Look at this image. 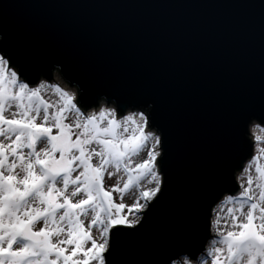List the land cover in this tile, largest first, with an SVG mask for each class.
Listing matches in <instances>:
<instances>
[{
	"label": "snow or ice",
	"instance_id": "6c2138e0",
	"mask_svg": "<svg viewBox=\"0 0 264 264\" xmlns=\"http://www.w3.org/2000/svg\"><path fill=\"white\" fill-rule=\"evenodd\" d=\"M5 21L0 16V264H123L120 253L129 234L116 228L109 244V231L138 223L126 219L123 209L151 210L155 204L149 201L165 197V159L171 155L179 162L190 151L185 136L189 101L182 87L163 73L155 72L141 82L127 71L84 68L78 71L80 103L77 93L50 84L59 96L52 103L42 95L44 81L31 85L36 72H45L37 69L54 58L53 51H39L23 42ZM84 55L95 62L98 54ZM66 62L74 66L72 60ZM101 81L114 89L118 100L150 104L152 110L130 112L119 119L117 114L123 112L119 105L89 110ZM208 101L211 110L225 118V130L216 137L211 173L187 208L181 228L157 247L159 264H174V257L180 256L184 259L177 264H203L200 257L210 259V264H264V164L260 163L264 149L248 157L242 169L246 186L242 181L238 195L226 197L235 203L228 209L230 222L211 220L214 237H209L207 223L200 235L196 211L199 199H218L214 185L227 182L229 157L243 147L231 129L250 121L254 127L259 126L256 121L264 123V74L258 94L225 99L209 85ZM169 137L174 144L171 153ZM145 148L146 158L134 163L131 157ZM109 168L126 173L123 187H105V175H113ZM142 178L154 184L141 191L139 199L144 202L123 203V193L132 185L139 187ZM220 191L236 190L233 185ZM114 193L120 194L121 202H116ZM89 213L86 223L83 217ZM94 228L98 235L93 234ZM209 239L206 246L204 241ZM106 251L107 257L102 255Z\"/></svg>",
	"mask_w": 264,
	"mask_h": 264
},
{
	"label": "water",
	"instance_id": "95a60500",
	"mask_svg": "<svg viewBox=\"0 0 264 264\" xmlns=\"http://www.w3.org/2000/svg\"><path fill=\"white\" fill-rule=\"evenodd\" d=\"M0 16L23 42L39 51H53L54 58L39 65L37 70L45 72L34 74V84L41 77L50 80V73L57 69L66 83L77 88V103L78 71L84 68L127 71L141 82L159 72L182 87L191 113L185 129L188 155L179 162L171 155L165 159L162 186L166 195L159 202H149L155 207L142 212L139 224L118 225L109 231V244L116 228L129 234L120 253L123 264H159L157 247L181 228L187 208L211 173L216 137L225 130L223 115L211 110L209 85L225 99L259 93L264 74V0H0ZM86 52L97 53L96 61L90 62ZM69 59L74 66L66 62ZM95 93L90 109L104 100L123 107L121 115L152 110L150 104L118 100L104 81ZM251 123L231 129L243 147L229 157L227 182L214 185L218 199L197 201L201 236L205 224L210 227L213 206L222 196L239 191L234 175L252 154ZM167 143L171 153V137ZM233 185L235 192L220 191ZM181 257H174V262Z\"/></svg>",
	"mask_w": 264,
	"mask_h": 264
},
{
	"label": "rangeland",
	"instance_id": "374dc122",
	"mask_svg": "<svg viewBox=\"0 0 264 264\" xmlns=\"http://www.w3.org/2000/svg\"><path fill=\"white\" fill-rule=\"evenodd\" d=\"M11 67H13V66H11ZM50 74H51V79L50 80H46V79H44V78L41 77L37 81L36 84H38L39 81H41V80L44 81V87L42 89V95L48 101H50L52 103H55L56 100L59 99V96H58V94H56L54 92V90H52L51 88H49L48 85L51 84V80H52V77H53L54 74H57V75H60V76H61V74L57 71V69L52 70V72ZM36 84H34V86H36ZM67 85H68L69 88L75 90V92L77 93V88L75 86H71L68 83H67ZM77 98H78V93H77V97H76V102H77ZM102 101L107 106H111V107L113 106V107H115L114 104H113V102L108 104L104 100H102ZM99 104H100V102H99ZM97 106H93L92 108L97 107ZM134 111H136V110H134ZM126 112H129V111H126ZM126 112H124L123 115ZM118 116L121 117L122 115L118 113L117 114V117ZM71 119H72V116L70 115L69 116V120H71ZM255 123L259 124L258 122H255ZM129 131H131V129H129ZM257 135L261 138L260 141H257V146H259L258 149H264V126L261 125V124H259V126H258ZM249 139H250V136H249ZM251 143H252V141H251ZM253 149H254V147H253ZM253 149H252V154H253ZM146 151L147 150L145 148L139 154L132 156L131 157L132 161L134 163H136V162H139L140 160L146 158ZM260 163L261 164H264V157L261 158ZM108 171H111L113 173V175L111 177L105 175V177H104V185H105V187H108V185H111V184H119L120 187H123V182L127 179L126 173L123 170L117 171L114 168H109ZM252 174L255 175L254 171L252 172ZM243 181H244L245 186H246V182H245L246 179H243ZM139 185H140L139 187H137L136 185H132V186L129 187L128 190H126L123 193V196H122L123 203H125L126 205H131V204H133L135 202L143 203L144 201L142 199H139L141 191L144 190V189H148V188H151V187L154 186V184L151 183L148 178H142L140 180V182H139ZM236 185H237V188L239 190H241V187H240L241 185H239V186H238V184H236ZM77 198H79V197H77ZM114 199L118 203L121 202V196H120V194L119 193H114ZM230 207H233L234 208L235 207V203L234 202H230V203L222 202V203H220V205L218 206V209H220V210L211 212V217L210 218H212V219L219 218L221 221L228 220L230 222V215L231 214L228 211V209ZM144 210H146V208H143V209H141L139 211H137L135 208H132V209L125 208V209L122 210V215H124L126 219H129V220L136 219L139 222L142 219V212ZM244 211H246V207H245ZM217 214H219V217H217ZM83 218L85 219V222L87 223V221L89 219H91V213H89L88 216H85ZM137 224H139V223H137ZM137 224L131 225V226H128V225H123V226H125V227H134ZM221 226L222 227H226V225H224L223 223H221ZM93 234L94 235H98V230L94 228L93 229ZM209 234H210V237H214V232L212 231V228H211V221H210V227H209ZM207 245H210V239L206 243V246ZM102 255H104V253ZM198 256H200V254H198ZM200 258L203 260V264H210V259H206L204 257H200ZM183 259H184V257L179 258L177 261L174 262V264H177V262L182 261ZM92 264H96V262L93 261Z\"/></svg>",
	"mask_w": 264,
	"mask_h": 264
},
{
	"label": "bare ground",
	"instance_id": "6f19581e",
	"mask_svg": "<svg viewBox=\"0 0 264 264\" xmlns=\"http://www.w3.org/2000/svg\"><path fill=\"white\" fill-rule=\"evenodd\" d=\"M41 81H42V80H41ZM41 81H39V83L36 84V86H39ZM51 84H57V85H59L60 87H62L64 90L68 91L69 93H73V92H75V90H73V89H71V88L68 87L67 83H65V82L63 81V79L61 78L60 75L54 74L53 77H52V80H51ZM75 93H76V92H75ZM100 105H106V104H105L103 101H100V104H99L98 106H100ZM106 106H107V105H106ZM110 107H111V106H110ZM112 107H113V106H112ZM94 108H96V107H94ZM89 110H91V109H89ZM130 112H131V111L126 112L124 115H128ZM133 112H135V111H133ZM117 118L119 119L120 116H118ZM257 132H258V127H254V126H252V123H251L250 126H249L248 135L250 136V140L252 141L251 144H252V146L254 147V149H253V154H255L256 151H257L258 148H259V146H257V141H256V139H255V137L258 136V135H257ZM251 141H250V142H251ZM251 155H252V154H251ZM246 163H247V162H245V163L243 164L242 168H241L240 170H238V172L235 173V175H234V177H235V182H236V184H238V186L241 185V182L243 181V179H246V175H242V169L244 168V166H245ZM243 182H244V181H243ZM245 182H246V181H245ZM239 191H240V190H239ZM239 191H238V193H239ZM238 193L235 194V195H238ZM227 196H229V195H224V196H222V197L220 198L221 200L219 201V203H217L215 206H213V208H212V212L217 211V210H220V209H218V206L220 205V203H222V202L230 203V202L226 199ZM210 217H211V216H210ZM211 220H213V219L210 218V221H211Z\"/></svg>",
	"mask_w": 264,
	"mask_h": 264
}]
</instances>
